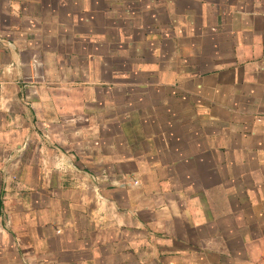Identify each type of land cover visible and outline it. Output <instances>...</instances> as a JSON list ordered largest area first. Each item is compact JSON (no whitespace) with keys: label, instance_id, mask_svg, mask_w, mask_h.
Listing matches in <instances>:
<instances>
[{"label":"crops","instance_id":"obj_1","mask_svg":"<svg viewBox=\"0 0 264 264\" xmlns=\"http://www.w3.org/2000/svg\"><path fill=\"white\" fill-rule=\"evenodd\" d=\"M155 1L167 124L111 173L48 140L47 90L126 48L94 25L129 0H0V264H264V0Z\"/></svg>","mask_w":264,"mask_h":264},{"label":"rangeland","instance_id":"obj_2","mask_svg":"<svg viewBox=\"0 0 264 264\" xmlns=\"http://www.w3.org/2000/svg\"><path fill=\"white\" fill-rule=\"evenodd\" d=\"M146 2L149 4L148 0L144 4ZM144 4L129 0L128 15L118 19L111 16L105 23L98 14L94 25L96 42L102 41L104 27L115 23L117 29H121L120 39L126 41L121 44L126 48L121 52L111 49L108 53V46H96L95 78L91 79L92 70L83 69L72 76V83L58 84L47 90L49 96L65 99L57 105L62 115L56 119L45 117L48 118V140L57 136V143L62 145L61 150L66 155L91 160L97 170H108V163L112 165V173L117 160L138 153L141 143L148 147L154 129L167 124L165 110L170 104L165 93L156 94L154 86L150 85L151 78L157 76H151L148 67L158 62L157 58H161L165 66L170 56L168 42L154 37L158 27L149 14H140L146 8ZM100 6L96 9L106 8ZM110 8L117 10L112 5ZM160 19L163 20L160 24L166 25L164 14ZM138 24L141 29L136 30ZM114 33L112 30V36ZM115 37L117 40L118 36ZM158 63L162 65L161 60Z\"/></svg>","mask_w":264,"mask_h":264}]
</instances>
